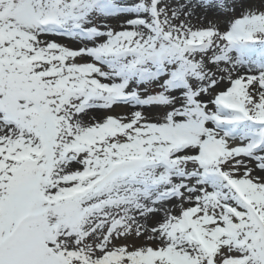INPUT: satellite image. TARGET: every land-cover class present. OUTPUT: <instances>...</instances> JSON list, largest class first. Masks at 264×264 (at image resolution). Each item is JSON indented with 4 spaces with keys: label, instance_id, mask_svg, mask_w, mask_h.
<instances>
[{
    "label": "snow or ice",
    "instance_id": "snow-or-ice-1",
    "mask_svg": "<svg viewBox=\"0 0 264 264\" xmlns=\"http://www.w3.org/2000/svg\"><path fill=\"white\" fill-rule=\"evenodd\" d=\"M0 264H264V0H0Z\"/></svg>",
    "mask_w": 264,
    "mask_h": 264
},
{
    "label": "bare ground",
    "instance_id": "bare-ground-1",
    "mask_svg": "<svg viewBox=\"0 0 264 264\" xmlns=\"http://www.w3.org/2000/svg\"><path fill=\"white\" fill-rule=\"evenodd\" d=\"M225 24V22L223 20L220 21V27L222 28L223 25ZM126 107L124 106H118V107H115L114 110H113V114H118L120 112H122ZM102 113H97V115H100Z\"/></svg>",
    "mask_w": 264,
    "mask_h": 264
},
{
    "label": "rangeland",
    "instance_id": "rangeland-1",
    "mask_svg": "<svg viewBox=\"0 0 264 264\" xmlns=\"http://www.w3.org/2000/svg\"><path fill=\"white\" fill-rule=\"evenodd\" d=\"M196 22H199L198 20H194V23H196ZM225 27V24L223 25V27L221 28V29H223ZM222 87H223V85H221ZM127 111V108H125L122 112H120V113H123V112H126Z\"/></svg>",
    "mask_w": 264,
    "mask_h": 264
}]
</instances>
